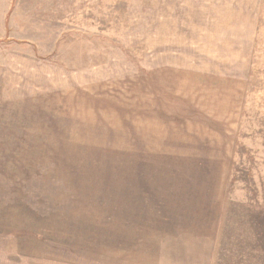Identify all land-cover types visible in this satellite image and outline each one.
<instances>
[{"label":"rangeland","instance_id":"rangeland-1","mask_svg":"<svg viewBox=\"0 0 264 264\" xmlns=\"http://www.w3.org/2000/svg\"><path fill=\"white\" fill-rule=\"evenodd\" d=\"M0 264H264V0H0Z\"/></svg>","mask_w":264,"mask_h":264}]
</instances>
